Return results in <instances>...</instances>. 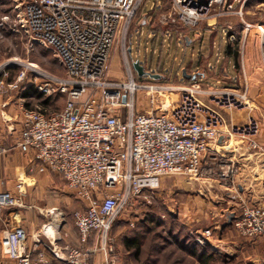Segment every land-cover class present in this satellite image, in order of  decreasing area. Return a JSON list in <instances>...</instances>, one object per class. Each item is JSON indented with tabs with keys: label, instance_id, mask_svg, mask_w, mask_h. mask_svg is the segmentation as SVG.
I'll return each mask as SVG.
<instances>
[{
	"label": "rangeland",
	"instance_id": "374dc122",
	"mask_svg": "<svg viewBox=\"0 0 264 264\" xmlns=\"http://www.w3.org/2000/svg\"><path fill=\"white\" fill-rule=\"evenodd\" d=\"M11 4L10 0H0V66L8 72L4 75L8 90L0 99V116L2 120L5 115L16 118L4 111L13 105L16 110L21 105L47 114L57 112L66 105L68 93L56 91L41 97L37 88L40 80L27 65L33 63L61 77L66 76L64 67L54 49L32 42L9 24L1 25L4 16L12 12ZM204 12L195 24L187 25L180 20V8L173 0H144L126 38L119 39L111 52L106 78L126 83L131 70L138 83L164 88L162 93L146 88L136 91L131 98L135 111H170L183 90L194 89L221 111L225 127L218 143L206 153L203 177L160 176L147 199L133 201L115 220L105 246L100 235L90 239L87 253L107 251L105 264H200L184 248L193 244L213 253L212 264H264V239L242 236L233 224L235 215L249 203L246 197L242 199L241 187L254 161V157L242 154L243 149H234L242 140V128L253 120L260 125L256 139L261 133L264 136V0H215ZM187 37L192 40L190 44ZM228 46L230 54H237L235 57L226 53ZM136 60L148 72L144 76L137 74ZM23 70L26 74L20 81ZM210 92L214 93L208 95ZM219 98L233 100L234 105L229 109L214 102ZM45 99H49L48 104H43ZM2 124L5 128L4 120ZM222 138L225 141H220ZM7 173L0 166V182L11 180ZM38 189L36 205L51 208L75 230L73 214L81 208V202L64 180L52 174V179ZM27 201L31 202L28 196ZM34 213L42 216L36 207ZM209 228L213 235L206 238L204 231ZM133 236L144 242L139 256L123 244L125 238ZM85 261L93 263L90 256Z\"/></svg>",
	"mask_w": 264,
	"mask_h": 264
},
{
	"label": "built area",
	"instance_id": "2783aa9c",
	"mask_svg": "<svg viewBox=\"0 0 264 264\" xmlns=\"http://www.w3.org/2000/svg\"><path fill=\"white\" fill-rule=\"evenodd\" d=\"M143 1L10 0L12 12L1 23L54 49L66 72L61 77L28 64L40 80L38 90L45 95L66 92L67 103L50 114L20 106L16 118L4 114V121L15 146L30 154L40 171L61 175L81 202L73 220L82 244L100 235L105 246L115 220L133 201L147 199L155 188L153 180L160 176L203 177L206 153L225 127L221 111L194 89L183 90L170 111L141 113L134 110L133 94L140 88L153 93H162L164 88L138 83L131 70L126 83L106 78L111 52L119 39L126 38ZM213 1L173 3L180 8V20L193 25ZM25 74L23 70L18 80ZM4 75L8 72L0 66V99L8 90ZM124 94L128 95L125 103ZM216 100L229 109L234 105L233 100ZM122 107L126 108L124 121ZM241 131V139L258 148L259 122L253 120ZM8 150L0 141V156ZM22 188L23 183H18L17 190L22 192ZM22 204L20 195L0 189V219L5 209ZM233 224L242 236L264 239V204L245 203ZM212 233L209 228L204 236L211 238ZM2 246L17 264H51L46 252L28 245L22 225L5 231ZM84 255L79 248H68L64 260L86 264Z\"/></svg>",
	"mask_w": 264,
	"mask_h": 264
},
{
	"label": "crops",
	"instance_id": "0c3cea01",
	"mask_svg": "<svg viewBox=\"0 0 264 264\" xmlns=\"http://www.w3.org/2000/svg\"><path fill=\"white\" fill-rule=\"evenodd\" d=\"M190 41L192 42V40ZM20 106H18L16 110L13 105L7 107L4 111L15 116L20 114ZM3 120L2 116H0V138L9 150L0 156V166L1 169L4 168V170L8 172L6 174L7 179L11 178V180L5 184L4 180L1 179L0 188L3 184V190H8L20 195L23 204L22 206L5 209L0 219V264H17L15 260L7 256L2 246V237L5 231L17 225H22L26 229L28 245L31 248L35 247L39 251H44L47 255L50 254L52 256L51 264H54V261L60 263L65 262L64 257L68 254V248H79L85 251L84 257L86 260L89 259V256L90 258L92 257V264H105V259L108 256L107 251L102 250L96 254L87 253L90 249V243H81L77 229L71 230L68 220H65L63 216L59 219V216L55 215L51 208H41L36 205L37 199L36 196H34L36 195L35 190H39L38 188L41 184L45 185L49 182L52 179V174H59L49 170L40 171L33 157L30 154L21 152L20 149L15 146V140L10 139V136L5 134L4 124H2ZM222 139H220V141H225V138ZM239 141L240 144H237L238 148L234 150L243 149L244 151L242 154L246 155L247 153L246 158L254 157V159L252 158L254 161L251 163L252 166L250 167L247 178L243 181L244 186L241 187L243 192L241 197L242 199L246 197L249 203L264 204V136L261 133L258 137V148L256 149L250 147L243 140L239 139ZM215 144L216 143L212 145V148ZM254 162H257V166L254 165ZM59 176L61 177V175ZM20 182L23 183L22 192L17 190V184ZM27 196L28 199H31V202L27 201ZM35 207L38 208L40 214L45 217L35 215ZM23 218L26 219L23 221ZM117 224L118 222H116V225Z\"/></svg>",
	"mask_w": 264,
	"mask_h": 264
},
{
	"label": "trees",
	"instance_id": "16d2710c",
	"mask_svg": "<svg viewBox=\"0 0 264 264\" xmlns=\"http://www.w3.org/2000/svg\"><path fill=\"white\" fill-rule=\"evenodd\" d=\"M159 31V30H157ZM226 53L230 54L229 46L226 48ZM231 56H236L237 54H230ZM39 95L42 97L43 94L39 93ZM49 99H45L43 101V104H48ZM124 247L128 251H134L136 256H139L142 250V246L144 244L142 238L138 236H133L131 238H125L124 241ZM186 251L188 252L189 255L195 257L198 259L200 264H212V261L214 260V255L213 253H207L203 249H199L196 244H193V246L189 247H184Z\"/></svg>",
	"mask_w": 264,
	"mask_h": 264
},
{
	"label": "water",
	"instance_id": "95a60500",
	"mask_svg": "<svg viewBox=\"0 0 264 264\" xmlns=\"http://www.w3.org/2000/svg\"><path fill=\"white\" fill-rule=\"evenodd\" d=\"M186 40H187V44H190L189 37H187ZM130 51H131V49H130ZM133 64H134L135 70H136V72H137V74H138L139 76H144L145 74L148 73V72L144 69V66L140 63L139 60L134 61ZM150 76H151V77H155V78H159V75H156V76H155V75H153V74H150ZM126 101H127V95L124 94V96H123V102L125 103ZM125 117H126V108L123 107V109H122V120H123V121L125 120ZM232 217H233V216H231V217L229 218V223L231 222Z\"/></svg>",
	"mask_w": 264,
	"mask_h": 264
},
{
	"label": "bare ground",
	"instance_id": "6f19581e",
	"mask_svg": "<svg viewBox=\"0 0 264 264\" xmlns=\"http://www.w3.org/2000/svg\"><path fill=\"white\" fill-rule=\"evenodd\" d=\"M31 64H33V63H31ZM182 89H185V87L184 88H182ZM153 184L154 185H156V184H158V181L155 179V180H153Z\"/></svg>",
	"mask_w": 264,
	"mask_h": 264
}]
</instances>
